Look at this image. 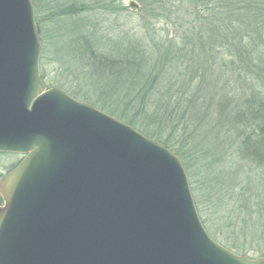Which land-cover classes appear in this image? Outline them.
Returning <instances> with one entry per match:
<instances>
[{"label":"water","instance_id":"95a60500","mask_svg":"<svg viewBox=\"0 0 264 264\" xmlns=\"http://www.w3.org/2000/svg\"><path fill=\"white\" fill-rule=\"evenodd\" d=\"M130 7H137L135 1ZM34 0H0V264H264L214 239L181 157L41 75Z\"/></svg>","mask_w":264,"mask_h":264},{"label":"trees","instance_id":"16d2710c","mask_svg":"<svg viewBox=\"0 0 264 264\" xmlns=\"http://www.w3.org/2000/svg\"><path fill=\"white\" fill-rule=\"evenodd\" d=\"M34 1L37 8L38 1ZM115 2L109 1L103 8L114 13ZM145 2L152 19H159L163 10L172 7L174 12H166L165 16H172L177 25L179 43L150 34L152 42L142 37L131 44L126 35L118 37L104 22L81 19L72 27L74 32L82 33L80 36L87 35L82 38L87 39L82 41L87 51L82 54L80 48H73L70 56L72 63L83 64L79 73L87 71L84 79L91 87L86 91L79 89L73 95L90 101L95 100L90 90L99 92L94 102L103 111L162 141L177 153L187 170L204 225L199 187L208 191L205 202L222 203L223 197L218 194H224L228 187L217 191V179L208 177L214 170L219 171L217 164L226 166L224 159L231 154L249 162L250 171L244 167L233 185L239 190L237 211L233 202L222 218L228 222L227 227H232V215L237 212L243 225L253 227L257 240H264V0ZM93 9L85 0H73L63 14L74 16ZM80 36L73 35V44H81ZM40 69L46 81L42 64ZM209 75L226 77V83L209 86ZM205 126L209 127L207 132L203 131ZM210 134H215L216 139L212 145L208 142ZM179 135L183 139L180 147ZM218 145L223 146L222 153L215 150ZM192 160L201 164L199 187L192 178ZM249 192L247 202L242 196ZM253 205L256 208L250 213L243 211ZM248 227L246 230L250 231ZM208 232L216 238L209 229ZM216 239L232 251L249 250L242 242L228 243L220 236ZM249 251L264 255V246H253Z\"/></svg>","mask_w":264,"mask_h":264},{"label":"rangeland","instance_id":"374dc122","mask_svg":"<svg viewBox=\"0 0 264 264\" xmlns=\"http://www.w3.org/2000/svg\"><path fill=\"white\" fill-rule=\"evenodd\" d=\"M37 1H38L37 8H36V2L34 1L35 17H36V21L37 19L39 20V23L38 22L37 23L41 27V34H42V53L40 57V66L42 64L45 69L46 81L44 82L48 87L56 86L61 89H64L73 97H75L73 95L75 91L79 89L80 91L82 89L86 91L87 88L89 89L91 87L89 81L84 79V75L85 73L87 74V71L85 72L83 71L82 72L83 75L82 73H79V70L81 71V67L83 69V64L79 63L77 65L75 63H72V57L70 56L71 55L70 49L73 48L77 49V51H79L80 48V52H82V54H84V52L87 51L82 45V41L87 40L85 38L84 39L82 38L87 37V35L80 36L82 33H80V31L74 32V27H72L74 23H79L81 19H83V21L85 20V22H98V23L104 22V26L106 28H109L111 31L116 32V35L118 37L126 35L128 37L127 39L132 42L131 44L134 43L136 44L137 41L142 37H144V39H146L147 41L152 42V40H150L151 37L150 34H155L158 39L161 38L176 39L178 41L177 43H179V29L177 25L171 20L172 16L171 17L165 16L166 12L167 13L174 12V10L171 9L172 7L170 5L168 6L167 10H163V15H160L159 19H152V17L150 16L151 14L147 10V5L145 0H116L115 3L117 5V11L114 13H109L108 10L103 8L104 5H106V3L112 0H85L86 2H88V5H91L94 9L87 12L86 14L84 13L74 16L63 14L64 9L73 0H37ZM131 1H135L137 3V7H133V8L130 7ZM75 33H79L81 44L80 43L73 44L74 42L73 35ZM69 65H71V67H69ZM208 78H209L208 80L212 79L211 81L208 82L209 86L216 85L220 87L226 83L225 81L226 77L220 79L217 75L215 76L209 75ZM90 93L91 96H93L92 99L95 100L86 101V100H81L80 98L77 97L75 98L80 101L89 102L95 105L97 108L101 109L95 103L97 94L99 92L91 89L89 94ZM105 112L108 113L107 111ZM208 130L209 127L205 126L203 131L207 132ZM182 141H183L182 136L179 135V147ZM220 141L222 140L220 139ZM208 142L210 145L216 142L215 134L214 135L210 134ZM198 149L199 148H197V150ZM215 150L218 151L217 153H222L223 146L218 145V147ZM215 157L218 156L215 155ZM216 159L218 160V158ZM10 160L11 158H9L8 155L0 154V176L2 173H5L7 171V167L9 165ZM240 162L244 163V166L240 165L241 164ZM223 163L226 166H223L220 163L217 164L221 168L219 169V171L214 170L211 176L208 177V179L209 180L217 179L218 181V187H216L217 191L223 186L228 187V190L224 194L223 193L218 194L219 197L221 198L223 197L222 203L221 200H217L214 203L208 202L209 200H207L208 202L207 203L205 202L206 198L204 197V195L206 196L208 194V191H201L199 187V179H201L200 178L201 164L199 165L197 164L196 160H192V164H191L192 165L191 172L193 175L192 178L194 177L193 180L195 182V185L199 187L198 197H200V200H203L202 209H203V216L206 220L205 227L207 226L206 229L208 228L209 231H211L216 238L219 239L220 236V239H223L228 243L242 242L244 244L241 245H243L245 248L249 250L253 249V246L255 247L259 245L264 246V240H260V239L257 240L258 236L255 235L253 227L251 226L248 227L249 224L243 225L242 217L240 215L237 216L238 215L236 214L237 212L232 215L233 217V220L231 221L232 227H227L228 222H226V220L222 218V216L228 210V207L232 205L233 202L234 205H236L235 201L237 200L239 194V190L233 186L234 183L237 182L236 178H238V175H242L243 169H245L244 167H246V170L250 171L249 170L250 163L247 161L245 162L244 159H241L239 156H236L235 154L234 155L231 154L227 156V158L224 159ZM239 167H242L241 171H239L240 170ZM196 181L198 183H196ZM249 195L251 196L250 192L247 195L245 193L242 197L248 202L246 198H250ZM1 198L2 195L0 193V201L2 202V204H4L3 198L2 200ZM248 207L250 209L246 210L244 208L243 211L246 213H250L252 209L256 208V205L248 206ZM234 209H236L237 211V205L234 207ZM235 223L238 226H236ZM244 226L251 228L250 231L246 230L247 228ZM240 227L241 229H239ZM250 236L254 238L253 241L251 240ZM249 250L239 254H246L252 258L258 257L256 255H253V252ZM235 252L238 253L237 251Z\"/></svg>","mask_w":264,"mask_h":264},{"label":"flooded vegetation","instance_id":"af4514ba","mask_svg":"<svg viewBox=\"0 0 264 264\" xmlns=\"http://www.w3.org/2000/svg\"><path fill=\"white\" fill-rule=\"evenodd\" d=\"M0 154H4V155H8L9 158H11L9 165L7 167V171L5 173H2L0 176V182L2 180V178L8 174L11 170H13L15 167H17L21 161L24 158V155L22 154H18V153H5V152H0ZM2 200V198H1ZM2 204V202L0 201V205Z\"/></svg>","mask_w":264,"mask_h":264}]
</instances>
